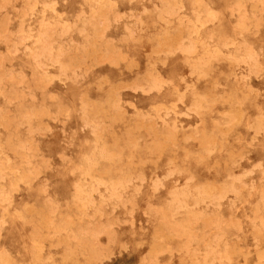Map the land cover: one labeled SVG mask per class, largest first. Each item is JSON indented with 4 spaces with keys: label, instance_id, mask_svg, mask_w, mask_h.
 <instances>
[{
    "label": "rangeland",
    "instance_id": "rangeland-1",
    "mask_svg": "<svg viewBox=\"0 0 264 264\" xmlns=\"http://www.w3.org/2000/svg\"><path fill=\"white\" fill-rule=\"evenodd\" d=\"M0 264H264V0H0Z\"/></svg>",
    "mask_w": 264,
    "mask_h": 264
},
{
    "label": "bare ground",
    "instance_id": "bare-ground-1",
    "mask_svg": "<svg viewBox=\"0 0 264 264\" xmlns=\"http://www.w3.org/2000/svg\"><path fill=\"white\" fill-rule=\"evenodd\" d=\"M89 23V22H88ZM128 135V134H127ZM221 138V137H220ZM212 145V144H211ZM115 160V159H114ZM107 166V165H106ZM101 167V166H100ZM183 170V169H182ZM59 174V173H58Z\"/></svg>",
    "mask_w": 264,
    "mask_h": 264
}]
</instances>
